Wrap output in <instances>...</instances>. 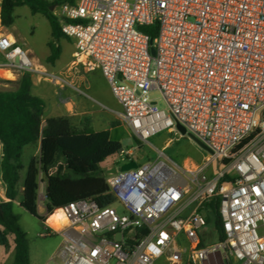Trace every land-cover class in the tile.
Listing matches in <instances>:
<instances>
[{
	"label": "built area",
	"instance_id": "built-area-1",
	"mask_svg": "<svg viewBox=\"0 0 264 264\" xmlns=\"http://www.w3.org/2000/svg\"><path fill=\"white\" fill-rule=\"evenodd\" d=\"M53 5L73 46L66 71L48 72L1 24L0 69L86 97L72 78L100 72L121 108L116 118L137 142L162 130L180 135V125L210 150L203 163L179 165L159 151L157 160L138 165L133 149L121 148L119 166L102 172L110 204L70 202L53 211L57 227L46 218L43 236L62 238L54 264H202L214 254L222 264H264V0ZM129 162L136 167L119 169ZM216 199L221 241L205 215Z\"/></svg>",
	"mask_w": 264,
	"mask_h": 264
},
{
	"label": "trees",
	"instance_id": "trees-1",
	"mask_svg": "<svg viewBox=\"0 0 264 264\" xmlns=\"http://www.w3.org/2000/svg\"><path fill=\"white\" fill-rule=\"evenodd\" d=\"M74 1L0 0V24L10 27L14 9L21 6H27L32 14H42L49 22L52 38L47 44L46 62L54 65L61 54L57 42L67 38L48 7ZM145 30L154 37L155 27ZM16 84L14 90H0V168L8 200L0 203V247L13 246L10 264H29L28 240L13 211L15 203L40 222L70 202L93 199L99 206L110 204L112 199L102 177L101 165L122 146L113 136V129L94 131L88 119L78 125L72 124L67 116L44 119L45 102L32 94L31 75L22 74ZM23 170L25 174L21 179ZM39 175L45 183V217L38 214ZM218 204V199L210 203L205 215L207 224L213 227L217 240L221 241L225 236Z\"/></svg>",
	"mask_w": 264,
	"mask_h": 264
},
{
	"label": "rangeland",
	"instance_id": "rangeland-1",
	"mask_svg": "<svg viewBox=\"0 0 264 264\" xmlns=\"http://www.w3.org/2000/svg\"><path fill=\"white\" fill-rule=\"evenodd\" d=\"M13 18V24L8 28L4 27L3 31L9 32L13 36L17 46L26 50L48 72L58 73L60 71H66L73 51L71 42L64 38L57 42L61 48V54L54 65H50L46 62V58L49 55L47 44L52 39L48 20L40 13L32 14L27 6L15 8ZM3 60V56L0 54V62H3ZM31 79L34 82L31 90L37 96L42 97L45 102L44 119L60 115L64 111L62 103L60 102L61 100L53 97L54 92L61 93L65 97L70 98L71 101H76L77 99L85 100L89 113L88 116L93 122L101 118L103 125H107L111 116L116 117V113L111 110V107L120 109V106L110 93L106 80L100 72L93 74L83 73L72 78V85L82 90L92 99L80 94L76 89L66 84L55 85L44 79L39 80L37 75H33ZM16 87L17 84L15 82L8 83L2 80L0 81V90H14ZM151 97L158 98L159 95L158 93H152ZM69 118L72 124L78 125V120L75 117L69 116ZM113 136L119 139L122 148L133 149L132 158L138 165L157 160L159 151H162L168 158L179 165H182L186 160L194 163H203L208 157V152L201 149L190 138L180 136L176 131L162 130L150 137L146 142H137L131 135L130 130L117 119L113 126ZM117 158V154L109 157L101 165L102 171L106 167L114 164ZM114 166L119 165L115 163ZM210 169L214 176L217 172V164L214 163ZM24 174L25 170L21 172V179H23ZM38 180L43 182L42 175H39ZM45 206V194L39 186L37 207L43 217L46 216ZM13 211L19 218L18 223L20 228L26 233L29 247V264H54L52 259L62 243L61 236L56 234L43 236L46 232L45 221L40 222L24 209L20 208L17 203H15ZM207 230H213V227L209 225ZM214 239L215 233H213L212 238H206V243L210 244ZM9 248L4 249L5 252L0 258V264H10L12 262L13 248L11 253L9 252ZM231 263L242 264L235 260H231ZM204 264H213V257H209Z\"/></svg>",
	"mask_w": 264,
	"mask_h": 264
},
{
	"label": "crops",
	"instance_id": "crops-1",
	"mask_svg": "<svg viewBox=\"0 0 264 264\" xmlns=\"http://www.w3.org/2000/svg\"><path fill=\"white\" fill-rule=\"evenodd\" d=\"M14 78H15V80H13ZM18 79L19 78H17L11 72H8L7 70H4V69H0V81L2 80L4 82H8V83H14L15 82V84H16V81ZM32 83L34 85L33 80H32ZM32 94L36 95L35 93H33V91H32ZM38 97H40V96H38ZM53 97H56L57 100H61L60 102L62 103V106L64 108L63 113H61L60 115H56L54 117L73 116L76 118V120H78V124H80L83 119H88L90 121L91 128L94 131H101V130H109L110 131L113 129V126L115 125V121L117 120V118L115 116L110 117L107 125L106 124L103 125L101 118H99L98 120L93 122L92 119L88 116L89 113L87 111V104H86L85 100L77 99L76 101H71L70 98L65 97L64 95H62L61 93H58V92H54ZM40 98H42V97H40ZM111 110H113L115 113H118L121 111V108L117 109V108L111 107ZM1 157H2V149H1V144H0V161H1ZM39 186H40L42 192L44 193L45 183L42 182V185H39ZM6 201H8V200L5 198V184L2 181L1 168H0V203L6 202ZM38 214L40 216H42V214L39 211V208H38ZM12 248H13V246L10 245V248H9L10 253L12 251ZM4 252H5L4 248L0 247V258L4 254ZM236 262H238V261H236ZM238 263H240V262H238ZM230 264H232V263L230 262Z\"/></svg>",
	"mask_w": 264,
	"mask_h": 264
},
{
	"label": "water",
	"instance_id": "water-1",
	"mask_svg": "<svg viewBox=\"0 0 264 264\" xmlns=\"http://www.w3.org/2000/svg\"><path fill=\"white\" fill-rule=\"evenodd\" d=\"M53 8H54V5L52 4V5H50L49 7H48V10L51 12L52 10H53ZM151 53H152V55H154V49H151ZM176 128H177V130H178V132L180 133V135L182 136V137H188V138H190L191 140H193L201 149H203L204 151H206V152H210V150L205 146V144H203L200 140H198L195 136H193L192 134H186V132H185V129L182 127V126H180V125H177L176 126ZM136 167V163L135 162H129V163H127V164H124V165H122L119 169L121 170V171H123V170H127V169H130V168H135ZM111 172L112 173H114L115 172V170L114 169H112L111 170ZM142 233H146V230L144 229V230H142ZM120 234H116L115 235V239H120Z\"/></svg>",
	"mask_w": 264,
	"mask_h": 264
},
{
	"label": "bare ground",
	"instance_id": "bare-ground-1",
	"mask_svg": "<svg viewBox=\"0 0 264 264\" xmlns=\"http://www.w3.org/2000/svg\"><path fill=\"white\" fill-rule=\"evenodd\" d=\"M59 215V213L52 214L49 218H47L48 220L46 223L53 227H57Z\"/></svg>",
	"mask_w": 264,
	"mask_h": 264
},
{
	"label": "flooded vegetation",
	"instance_id": "flooded-vegetation-1",
	"mask_svg": "<svg viewBox=\"0 0 264 264\" xmlns=\"http://www.w3.org/2000/svg\"><path fill=\"white\" fill-rule=\"evenodd\" d=\"M211 257H213V264H222V261H221L219 254H214Z\"/></svg>",
	"mask_w": 264,
	"mask_h": 264
}]
</instances>
